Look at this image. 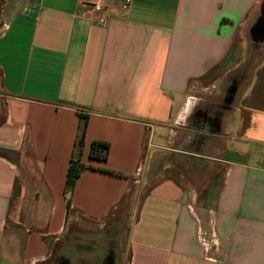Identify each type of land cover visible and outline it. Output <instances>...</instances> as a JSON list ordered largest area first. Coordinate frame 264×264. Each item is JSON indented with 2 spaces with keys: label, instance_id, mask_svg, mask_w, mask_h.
<instances>
[{
  "label": "crops",
  "instance_id": "crops-1",
  "mask_svg": "<svg viewBox=\"0 0 264 264\" xmlns=\"http://www.w3.org/2000/svg\"><path fill=\"white\" fill-rule=\"evenodd\" d=\"M84 2L0 0V264H121L76 241L124 214L127 264H264V0H108L102 24ZM152 155L219 184L145 187Z\"/></svg>",
  "mask_w": 264,
  "mask_h": 264
},
{
  "label": "rangeland",
  "instance_id": "rangeland-1",
  "mask_svg": "<svg viewBox=\"0 0 264 264\" xmlns=\"http://www.w3.org/2000/svg\"><path fill=\"white\" fill-rule=\"evenodd\" d=\"M261 46L255 44L250 46L252 52L257 53V50L260 49ZM249 55L248 56V60H245L244 62L240 63V65L238 66V68L240 69V71L248 73V74H253L255 69L257 68L258 64H259V60L258 57L255 58V55H252L250 51H248ZM249 57L251 58V60H249ZM244 69V70H243ZM247 71V72H246ZM242 73L240 72L239 75H241ZM247 75H244L245 77V81L247 83V78H249ZM235 81L238 79V81L243 80V77L241 78H236L234 77ZM249 81V80H248ZM217 88H215L214 86L210 87V88H214L212 89V94L211 95H207L208 93L204 90H200L198 88V92L195 91V93L197 92V95H199V97L202 98H206V99H210L213 100V102L215 103H210V107H212V114L214 115L215 112H219L220 110H222L221 108H226V102H230V98H228V93L222 94L221 93H215L219 87V84L216 85ZM234 89V85L230 86V91ZM200 90V91H199ZM207 93V94H206ZM1 94V91H0ZM207 96H204V95ZM223 95V97H221ZM225 97V98H224ZM230 100V101H229ZM209 103L206 104L207 107L204 108V110H202L204 112V114H207L206 111L209 108L208 107ZM214 107V108H213ZM225 111V110H224ZM3 117V102H2V96H0V121ZM214 118L213 119H208V123H213L214 122ZM149 167L145 168L146 172H145V187L156 182L157 180L164 178L166 176H174L176 178H187L189 175L186 174L188 169L191 170H201L202 172V176L205 177L204 175L207 174V179L208 180V184L209 185H214V184H219L220 181V172L216 171L217 168H182L181 166H179L180 168H162L163 166H165V159H162V157H160L158 160L154 161V155H152L149 159ZM188 179V178H187ZM186 180V179H185ZM123 220H115L112 221L111 225L105 228H97L94 231H89L88 233L85 232V234H83V232L79 235L80 238L76 241L79 243L76 244H81V245H88V246H100L103 247V245L105 246V244H109V247H111V256L112 258H110V261L112 262H116V263H121V264H127L128 258H129V250H128V246H127V221H128V217L122 216ZM82 231H87L86 229H82ZM86 234H92L93 236H88ZM70 241V240H68ZM90 247V249H91ZM94 253H90L87 254L85 252H78L76 254V260H80V261H90V260H95Z\"/></svg>",
  "mask_w": 264,
  "mask_h": 264
},
{
  "label": "trees",
  "instance_id": "trees-1",
  "mask_svg": "<svg viewBox=\"0 0 264 264\" xmlns=\"http://www.w3.org/2000/svg\"><path fill=\"white\" fill-rule=\"evenodd\" d=\"M256 29L252 30V34L256 35ZM82 117H85V115H81ZM84 130L82 132V135L79 139V143L83 141L84 138ZM108 149H109V144L106 141H101V140H94L91 142L90 145V150H89V156L91 158H98V159H103L105 160L107 158L108 154ZM84 168V166L81 163H78L77 161H71L70 165L68 166L67 173H66V182H65V192L70 193L72 186L75 183L76 178L78 177L81 169ZM105 171L109 173H117L113 172L111 170H106ZM70 204V198L68 196L67 198V206Z\"/></svg>",
  "mask_w": 264,
  "mask_h": 264
},
{
  "label": "built area",
  "instance_id": "built-area-1",
  "mask_svg": "<svg viewBox=\"0 0 264 264\" xmlns=\"http://www.w3.org/2000/svg\"><path fill=\"white\" fill-rule=\"evenodd\" d=\"M107 1L108 0H86L84 2V5L87 7V9L91 12H95L99 14L98 23L102 24L105 22L106 18V7H107ZM130 0H123L122 6L126 7L129 4Z\"/></svg>",
  "mask_w": 264,
  "mask_h": 264
}]
</instances>
